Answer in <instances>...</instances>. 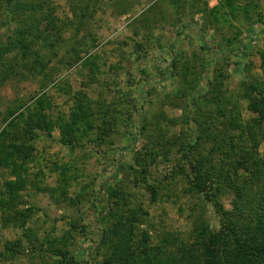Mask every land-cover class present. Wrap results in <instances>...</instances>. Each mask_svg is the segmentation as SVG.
I'll return each mask as SVG.
<instances>
[{"label":"rangeland","instance_id":"374dc122","mask_svg":"<svg viewBox=\"0 0 264 264\" xmlns=\"http://www.w3.org/2000/svg\"><path fill=\"white\" fill-rule=\"evenodd\" d=\"M222 1L0 0V137L30 152L19 177L0 165V202L16 177L20 199L0 203V264H108L118 219L161 259L236 223L228 156L264 169V0ZM212 150L225 170L198 192Z\"/></svg>","mask_w":264,"mask_h":264},{"label":"trees","instance_id":"16d2710c","mask_svg":"<svg viewBox=\"0 0 264 264\" xmlns=\"http://www.w3.org/2000/svg\"><path fill=\"white\" fill-rule=\"evenodd\" d=\"M223 2V1H222ZM222 5H227L226 0H224ZM11 42V41H10ZM231 43V40L227 41ZM12 43V42H11ZM2 43L0 45V57L2 49L5 47ZM24 50L30 51L27 44L23 42ZM7 48H5L6 50ZM254 107L264 110V97L260 94V101L256 103ZM260 110V111H261ZM264 114V113H263ZM33 116L31 115L30 122L33 121ZM83 118H78L80 122ZM37 123V122H35ZM40 124V123H37ZM63 128V142L65 144L72 143V138L74 131L77 130V118L74 119L72 125H68ZM2 137V136H1ZM0 137V165L12 166L13 174L20 176L18 173V165L26 162L30 152L28 147L23 142L16 144L17 142L10 145V149H5ZM216 151L212 150L210 152V157H207L206 161L210 162V167L205 168V161H198L196 165L193 166V175L191 177V184L194 186L195 190L198 192L207 191L208 183L211 184L212 180L216 178L219 179L220 172L225 170L223 163L224 159L221 160L220 169L215 165ZM218 158V157H217ZM230 155L227 158L225 164L227 165V173L230 175H235L234 179L230 185L234 186L237 195L239 196L238 201L235 203V208L233 212L230 213L231 220L236 219V223L232 224L224 223V226L218 231L211 232L209 235L205 232V228L199 230V245L190 246L187 248H182L179 255H173L166 259H161L157 257L153 250L148 246L147 238L143 242L136 243L131 235L130 229L125 227V224L121 220H116L115 226L112 228V240L109 244V257L107 259L108 264H262L264 262V241L260 240V237H264V191L261 195L259 189L251 190L252 185L249 186L247 182L244 185L237 186L238 176H240L239 170L243 166L245 172H251L249 179H254L253 182L264 181L261 176V171L263 167H260V160L256 156L255 152L248 153V159L245 157L241 160L233 162L230 160ZM20 162V163H18ZM250 163V166L247 165ZM252 167V168H251ZM223 169V170H222ZM116 171H120L118 167ZM260 171V173H259ZM11 180L6 183L9 199L2 200L1 208L3 209H14L17 203L18 195L17 190V180ZM255 185V184H253ZM261 185V184H259ZM107 198L111 199L114 197H121L123 194L120 189L115 188L113 185H108L106 187ZM261 195V197H258ZM240 202V203H239ZM250 214V217L247 216ZM237 218L243 219L239 221ZM252 218V219H250ZM256 218V221L254 220ZM250 221V222H249ZM251 223H254L251 225ZM233 230V232H231ZM229 231L234 234L236 245L232 249H226V251L232 253L227 256V253L223 255V250L220 248L221 243H225L224 235L228 234ZM225 246V245H224ZM225 248H227L225 246ZM59 252L65 256V253L59 250ZM223 256H227L224 258ZM68 263L70 261L66 259ZM65 264V263H64ZM72 264V263H70Z\"/></svg>","mask_w":264,"mask_h":264}]
</instances>
